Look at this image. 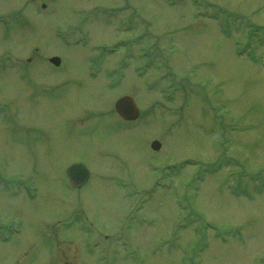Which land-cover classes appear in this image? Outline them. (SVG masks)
<instances>
[{"label": "rangeland", "instance_id": "374dc122", "mask_svg": "<svg viewBox=\"0 0 264 264\" xmlns=\"http://www.w3.org/2000/svg\"><path fill=\"white\" fill-rule=\"evenodd\" d=\"M0 264H264V0H0Z\"/></svg>", "mask_w": 264, "mask_h": 264}, {"label": "water", "instance_id": "95a60500", "mask_svg": "<svg viewBox=\"0 0 264 264\" xmlns=\"http://www.w3.org/2000/svg\"><path fill=\"white\" fill-rule=\"evenodd\" d=\"M50 61L59 66L61 60L59 57H53ZM116 111L125 120H136L140 114L139 108L137 107L135 101L130 96H125L120 98L115 104ZM151 147L154 150H159L161 148V143L159 141H153ZM70 178V183L75 188H81L89 178V171L82 163L73 164L67 171Z\"/></svg>", "mask_w": 264, "mask_h": 264}]
</instances>
